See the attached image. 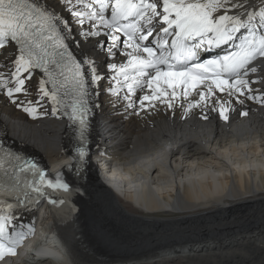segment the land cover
<instances>
[{"label":"bare ground","instance_id":"obj_1","mask_svg":"<svg viewBox=\"0 0 264 264\" xmlns=\"http://www.w3.org/2000/svg\"><path fill=\"white\" fill-rule=\"evenodd\" d=\"M47 4L68 21L71 33L64 32L78 58L93 57L101 76L96 85L90 84V143L97 164L87 168L83 193L75 197L74 210L67 215L45 210L57 233L51 243H58V247H42L38 256L17 255L13 264H203L212 262L214 255L223 256L220 252L209 254L220 245L241 249L236 258L239 261L261 258L264 105L251 100L240 104L235 96L217 91L214 97L189 109V104L199 101V95L191 92L184 97L178 88L171 107L157 101L155 107L141 110L138 98L149 90L136 88L131 100L124 99L127 87L117 84L118 79L123 83V77L109 63L119 67L127 63V57L122 53L105 57L94 47L103 37L83 35L89 29L96 30L87 19L81 26L71 14L70 10H82L83 5H76V0L67 5L65 0H47ZM83 67L90 75L92 66ZM41 78L34 76L28 85L30 94L22 99L37 98ZM133 101L134 108H129ZM222 101H228L227 120L219 115ZM52 107L47 99L44 110L49 114L34 119L0 91V135L13 148L38 156L46 167L64 164L75 139L60 106L56 105V115L51 114ZM244 112L247 115H242ZM76 198L88 203L87 213H78ZM15 216L24 225L17 230L34 236L23 253L34 242L44 244L49 239L34 230V210ZM49 223L44 219L42 230L49 231ZM204 230L215 232L207 240L201 237L208 233ZM240 233L246 234L231 237Z\"/></svg>","mask_w":264,"mask_h":264},{"label":"snow or ice","instance_id":"obj_2","mask_svg":"<svg viewBox=\"0 0 264 264\" xmlns=\"http://www.w3.org/2000/svg\"><path fill=\"white\" fill-rule=\"evenodd\" d=\"M65 3L71 4L72 0ZM76 5H83L82 10H70L78 23L83 26L87 19L96 29L83 35L89 39L103 37L96 40L94 47L108 58L118 53L126 55L127 63L119 67L109 63L123 77V83L118 79L117 84L127 87L124 99L131 100L136 88L149 90V94L138 98L141 110L155 107L157 101L171 107L178 88L184 97L191 92L199 95V101L189 104V109L214 97L217 91L235 96L240 104L251 100L264 105V0H76ZM65 30L71 33L68 21L56 15L47 0H0V91L35 119L49 114L44 110L47 99L53 103L51 114L56 115V105L63 106L58 93L64 89V95H68L70 88L76 99L71 104V114L66 115L73 123L79 122L83 145L88 127L85 117L91 111L86 83L96 85L101 76L93 57L77 59L69 51L67 37L62 34ZM229 44L234 50L201 60V52ZM82 64L92 66L88 82L81 71ZM36 70L47 79L37 81L36 99L24 100L21 97L30 94L28 85ZM113 91L119 95L118 90ZM135 103L130 102L128 107L134 108ZM227 103L220 102L219 115L224 120L228 119ZM76 152L81 160L86 155L83 146ZM5 155L12 157L10 152ZM27 172L32 173L31 180L21 178ZM0 173L7 177V182L0 181V195L15 196L17 201L6 205V213L0 208L3 262L17 254V247L26 237V233L17 231L24 225L13 209L27 210L25 200L31 202L29 190L40 198L51 196L45 189L69 193L70 186L59 175L54 180L46 179L44 171L31 161L9 170L0 158ZM49 203L55 206L65 200L50 198ZM4 204L0 200V205Z\"/></svg>","mask_w":264,"mask_h":264},{"label":"rangeland","instance_id":"obj_3","mask_svg":"<svg viewBox=\"0 0 264 264\" xmlns=\"http://www.w3.org/2000/svg\"><path fill=\"white\" fill-rule=\"evenodd\" d=\"M75 205L77 206V209H78V213L80 214V211H83V212H85V213H87L88 211H87V208H88V203L87 202H85L83 199H79V198H76V203H75ZM217 231H220V230H217ZM204 232H208V233H204V234H202V236L201 237H204V238H208L209 239V237H210V235L213 233V232H215V231H208V230H204ZM209 234V235H208ZM246 233H240L239 235H232L231 237L232 238H235V237H237V238H241L242 236H244ZM206 236V237H205ZM261 238V237H260ZM207 239V240H208ZM211 239V238H210ZM222 245H220V246H217V247H215L212 251H210V253L209 254H216V253H218V252H220V253H224L223 254V256L222 257H216L215 255L212 257L213 259H211L212 260V262L210 261V260H208L209 261V263L208 262H204L203 261V264H212V263H214V264H261V262H262V264H264V255H261L262 257L260 258V256H258V257H256V258H254V256L249 260H245V261H239L238 259H236L237 257H239V255H240V252L242 251L241 249H239V250H237V249H235V250H233V249H227L226 247L224 248V247H221ZM218 248H221V249H223V251L221 252V251H218ZM182 250V249H181ZM233 250V251H232ZM261 251H263L262 253H264V250H261ZM232 255H231V254ZM196 254V256L198 255H201L200 253H195ZM227 254V255H226ZM228 254H229V256H228ZM192 256L193 254H186V256L188 257V256ZM203 255V254H202ZM224 258V259H223ZM226 258V259H225ZM235 258V259H234ZM263 258V259H262ZM203 258H200L199 260H202ZM220 259V260H219ZM229 259V260H228ZM231 259V260H230ZM215 262H214V261ZM234 260V261H233ZM217 262H219V263H217ZM227 262V263H226ZM178 264H194L193 262L192 263H189V262H183V263H178ZM197 264H202L201 262H199V263H197Z\"/></svg>","mask_w":264,"mask_h":264},{"label":"water","instance_id":"obj_4","mask_svg":"<svg viewBox=\"0 0 264 264\" xmlns=\"http://www.w3.org/2000/svg\"><path fill=\"white\" fill-rule=\"evenodd\" d=\"M210 237H212V235H210ZM203 238V237H202ZM198 240H200V239H198ZM194 243V242H193Z\"/></svg>","mask_w":264,"mask_h":264}]
</instances>
